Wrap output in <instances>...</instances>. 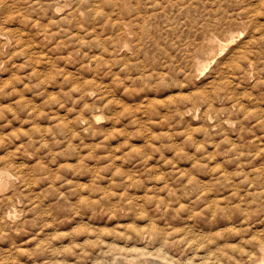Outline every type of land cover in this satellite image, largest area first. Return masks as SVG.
I'll use <instances>...</instances> for the list:
<instances>
[{
    "label": "rangeland",
    "instance_id": "1",
    "mask_svg": "<svg viewBox=\"0 0 264 264\" xmlns=\"http://www.w3.org/2000/svg\"><path fill=\"white\" fill-rule=\"evenodd\" d=\"M0 177V264H259L264 0H0Z\"/></svg>",
    "mask_w": 264,
    "mask_h": 264
},
{
    "label": "bare ground",
    "instance_id": "2",
    "mask_svg": "<svg viewBox=\"0 0 264 264\" xmlns=\"http://www.w3.org/2000/svg\"><path fill=\"white\" fill-rule=\"evenodd\" d=\"M77 3H78V2H77ZM71 12H72V11H71ZM73 13H76V12H73ZM69 14H70V13H69ZM67 15H68V14L66 13L65 18L67 17ZM134 15H135V14H134ZM61 17H63V16H61ZM137 17H139V16H137ZM63 18H64V17H63ZM63 18H61V19L58 18V19H59V20H62ZM65 18H64V19H65ZM118 26H119V24H118ZM120 26H122V25H120ZM143 27H144V26H143ZM123 29H124V28H123ZM141 29H142V27H141ZM121 32H122V31H121ZM123 32H124V31H123ZM14 34H15V33H14ZM16 34H18V33H16ZM120 34H122V33H120ZM7 35H8V34H7ZM21 35H22V34H21ZM14 36H15V35H14ZM16 37H17V35H16ZM17 38H18V37H17ZM81 40H82V39H81ZM81 40H80V41H81ZM82 41H83V40H82ZM83 42H84V41H83ZM81 43H82V42H81ZM81 43H80V45H81ZM240 54H241V52H240ZM236 57H237V56H236ZM139 76H140V75H139ZM141 76H142V75H141ZM109 104H111V103H109ZM110 106H111V105H110ZM245 112H246V111H245ZM94 117H95V116H94ZM98 118H99V117H98ZM98 118H96V119H98ZM99 119H100V118H99ZM259 122H260V120H259ZM260 124H261V123H260ZM260 124H259V125H260ZM261 125H263V124H261ZM256 140H257V139H256ZM231 148H232V147H231ZM233 150H234V148H233ZM245 173H246V172H245ZM246 175H247V174H246ZM0 178H1V177H0ZM237 184H238V183H237ZM234 187H235V186H234ZM150 226H152V225H150ZM155 227H156V226H155ZM150 229H151V227H150ZM152 229L155 230L156 228H152ZM154 230H153V231H154ZM148 231H149V230H148ZM153 231H152V233H153ZM156 231H157V230H156ZM158 231H159V229H158ZM158 231H157V232H158ZM146 232H147V231H146ZM159 232H160V231H159ZM140 233H141V232H140ZM147 233H148V232H147ZM148 234H149V233H148ZM158 234H159V233H158ZM201 235H202V234H201ZM149 236H152V235L149 234ZM154 236H155V235H154ZM158 236H160V235H158ZM257 236H258V234H257ZM139 237H141L140 234H139ZM204 237H205V236H204ZM209 237H210V236H209ZM209 237H208V238H209ZM156 239H157V236H156ZM160 239H161V238H160ZM207 240H208V239H207ZM257 240H258V239H257ZM162 241H163V240H162ZM259 241H260V240H259ZM151 242H152V241H151ZM157 242H158V241H157ZM166 242H167V241H166ZM260 242H261V241H260ZM194 245H196V244H194ZM200 245H201V244H200ZM162 246H163V245H162ZM167 246H168V245H167ZM262 246H263V245H262ZM160 247H161V246H160ZM194 247H195V246H194ZM197 247H198V246H197ZM202 247H203V246H202ZM163 248H164V247H163ZM208 248H209V247H208ZM121 249H122V248H121ZM130 249H131V248H130ZM130 249H129V250H130ZM132 249H133V248H132ZM134 249H136V248H134ZM155 249H157V248H155ZM192 249H193V248H192ZM192 249H191V250H192ZM204 249H205V248H204ZM204 249H203V250H204ZM218 249H219V248H218ZM140 250H141V249H140ZM193 250H194V249H193ZM196 250H197V249H195V251H196ZM208 250H209V249H208ZM158 251H161V250L158 249ZM158 251H157V253H158ZM198 251H199V250H198ZM205 251H206V249H205ZM209 251H210V250H209ZM125 252H126V250H125ZM131 252H132V251H131ZM133 252H135V251H133ZM149 252H150V251H149ZM193 252H194V251H193ZM193 252H192V253H193ZM201 252H202V250H201ZM218 252H219V250H218ZM135 253H136V252H135ZM143 253H144V252H143ZM143 253H142V254H143ZM153 253H154V252H153ZM159 253H160V252H159ZM161 253H162V252H161ZM197 253H198V252H197ZM131 254H133V253H131ZM131 254H130V255H131ZM144 254H147V253H144ZM155 254H156V253H155ZM139 255H140V254H139ZM150 255H152V254H150ZM164 255H165V254H164ZM198 255H199V254H198ZM206 255H207V253H206ZM222 255H223V254H222ZM125 256H126V255H125ZM125 256H123V257H125ZM132 256H133V255H132ZM132 256H131V257H132ZM141 256H142V255H141ZM143 256H144V255H143ZM143 256H142V257H143ZM148 256H149V254H148ZM148 256H146V257H148ZM157 256H158V255H157ZM219 256H220V254H219ZM224 256H225V255H224ZM249 256H250V255H249ZM120 257H121V256H119V258H120ZM126 257H127V256H126ZM138 257H140V256H138ZM151 257H152V256H151ZM163 257H164V256H163ZM169 257H170V256H169ZM194 257H195V256H194ZM197 257H198V256H197ZM197 257H196V258H197ZM210 257H212V256H210ZM213 257H214V259H215V257H217V255H216V256L214 255ZM213 257H212L211 259H213ZM144 258H145V257H144ZM155 258H156V257H155ZM205 258H206V257H205ZM249 258H251V256H250ZM117 259H118V257H117ZM141 259H142V258H141ZM145 259H146V258H145ZM157 259H161V258H160V257H159V258H156V261H157ZM192 259H193V258H192ZM200 259H202V258H200ZM203 259H204V257H203ZM216 259H217V258H216ZM227 259H228V257L226 258V260H227ZM113 260H114V259H113ZM119 260H120V259H119ZM128 260H129V259H128ZM133 260H134V259H133ZM149 260H150V259H149ZM206 260H208V259L206 258ZM222 260H223V259H222ZM224 260H225V257H224ZM117 261H118V260H117ZM120 261H121V260H120ZM120 261H119V263H121ZM125 261H126V260H125ZM141 261H144V260H141ZM145 261L147 262V259H146ZM145 261H144V262H145ZM150 261H151V260H150ZM165 261H168V260H165ZM199 261H200V260H199ZM204 261H205V260H204ZM214 261H215V260H214ZM218 261H219V260H218ZM114 262H115V261H114ZM126 262H127V261H126ZM135 262L137 263V261H135ZM135 262H130V263L134 264ZM152 262L154 263L155 261H152ZM152 262H151V263H152ZM157 262H158V261H157ZM168 262L171 263V264L173 263V262H170V260H169ZM196 262H197V261H196ZM210 262H211V260H210ZM215 262H216V261H215ZM215 262H213V264H214ZM225 262H226V261H224V263H225ZM115 263H116V262H115ZM123 263H124V262H123ZM127 263H128V262H127ZM127 263H125V264H127ZM136 263H135V264H136ZM159 263H162V262H159ZM163 263H164V262H163ZM207 263H208V262H207ZM207 263H206V264H207ZM222 263H223V262H222ZM224 263H223V264H224ZM116 264H117V263H116ZM139 264H141V262H140ZM145 264H146V263H145ZM147 264H148V263H147ZM155 264H156V263H155ZM192 264H193V263H192ZM203 264H204V263H203ZM215 264H216V263H215ZM259 264H264V255L262 256L261 260L259 261Z\"/></svg>",
    "mask_w": 264,
    "mask_h": 264
}]
</instances>
